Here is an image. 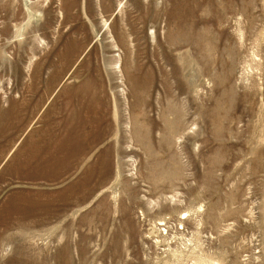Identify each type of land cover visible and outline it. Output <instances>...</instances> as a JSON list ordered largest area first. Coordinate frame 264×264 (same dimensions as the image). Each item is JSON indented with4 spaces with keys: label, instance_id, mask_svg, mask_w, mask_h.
Segmentation results:
<instances>
[{
    "label": "rangeland",
    "instance_id": "374dc122",
    "mask_svg": "<svg viewBox=\"0 0 264 264\" xmlns=\"http://www.w3.org/2000/svg\"><path fill=\"white\" fill-rule=\"evenodd\" d=\"M0 264H264V0H0Z\"/></svg>",
    "mask_w": 264,
    "mask_h": 264
}]
</instances>
